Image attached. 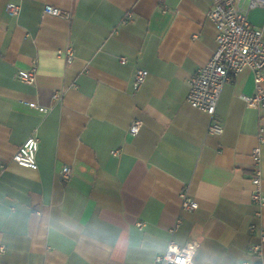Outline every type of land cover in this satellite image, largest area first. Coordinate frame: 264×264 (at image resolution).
Instances as JSON below:
<instances>
[{
	"label": "crops",
	"instance_id": "0c3cea01",
	"mask_svg": "<svg viewBox=\"0 0 264 264\" xmlns=\"http://www.w3.org/2000/svg\"><path fill=\"white\" fill-rule=\"evenodd\" d=\"M212 5L0 0V264H155L171 240L198 241L195 264H264V250L262 259L249 253L259 242L250 226L264 228V209L255 218L251 201L264 108L242 100L254 95L253 75L225 86L222 135L209 134L211 117L186 101L217 48ZM46 6L62 15H45ZM249 22L264 30V10ZM68 47L71 64L58 55ZM138 69L148 75L135 92ZM31 70L35 85L16 78ZM135 120L143 127L132 137ZM31 135L40 139L37 170L11 161ZM261 170L264 191V145ZM184 189L197 210L181 209Z\"/></svg>",
	"mask_w": 264,
	"mask_h": 264
},
{
	"label": "built area",
	"instance_id": "2783aa9c",
	"mask_svg": "<svg viewBox=\"0 0 264 264\" xmlns=\"http://www.w3.org/2000/svg\"><path fill=\"white\" fill-rule=\"evenodd\" d=\"M255 9L264 10V0H213V5L208 13L209 19L213 22L217 31V48L214 51L207 65L198 70L190 80V89L186 98L187 103L211 117L208 126V133L222 135L224 129L216 122V112L222 97L223 90L232 78L238 77L243 71L248 70L254 78L255 92L253 96H243L242 100L247 107L260 109L264 108V30L254 27L249 22V14ZM9 13L12 16L18 15L20 8L10 5ZM45 15L59 17L62 12L56 8L46 6ZM63 56L67 64L74 60V51L68 47L58 52ZM121 64H127V59H120ZM147 71L138 69L135 73L133 89L138 91L147 78ZM16 78L30 86L35 85V70L20 72ZM60 100V95L54 96ZM30 107L41 113L47 110L36 105ZM143 127V122L135 120L128 130V134L136 137ZM259 145L252 152L254 172L251 178L253 190L251 201L257 207L255 218L262 216L264 209V191L262 188L261 170V146L264 145V128L260 127L258 132ZM40 139L37 135H31L12 157V162L26 169L37 170L36 161L39 150ZM114 156L118 151L113 152ZM7 164L0 162V177L6 172ZM60 176L63 182H68L72 177V169L64 167ZM181 209L184 211H195L199 208L194 198L189 196L187 190L180 194ZM181 224L179 218L176 222V229ZM142 228V224H139ZM251 233L257 234L259 242L251 245L249 253L254 257L262 259L264 250V228L260 225H251ZM200 243L196 240H189L184 245H178L174 241L168 243L166 251L156 257L155 264H195L194 258L199 249ZM249 264V263H243Z\"/></svg>",
	"mask_w": 264,
	"mask_h": 264
}]
</instances>
